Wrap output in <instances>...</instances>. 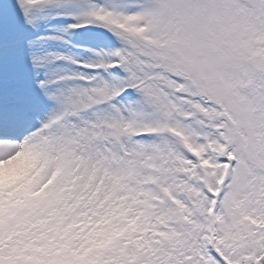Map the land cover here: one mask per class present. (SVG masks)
I'll use <instances>...</instances> for the list:
<instances>
[{
    "label": "snow or ice",
    "instance_id": "obj_1",
    "mask_svg": "<svg viewBox=\"0 0 264 264\" xmlns=\"http://www.w3.org/2000/svg\"><path fill=\"white\" fill-rule=\"evenodd\" d=\"M0 264H264V0L0 4Z\"/></svg>",
    "mask_w": 264,
    "mask_h": 264
},
{
    "label": "rangeland",
    "instance_id": "obj_2",
    "mask_svg": "<svg viewBox=\"0 0 264 264\" xmlns=\"http://www.w3.org/2000/svg\"><path fill=\"white\" fill-rule=\"evenodd\" d=\"M5 0H0V4H4Z\"/></svg>",
    "mask_w": 264,
    "mask_h": 264
}]
</instances>
